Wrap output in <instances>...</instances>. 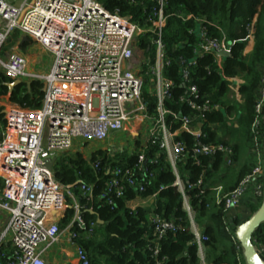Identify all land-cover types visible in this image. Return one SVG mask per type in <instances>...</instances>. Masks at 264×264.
I'll list each match as a JSON object with an SVG mask.
<instances>
[{
    "label": "built area",
    "instance_id": "obj_1",
    "mask_svg": "<svg viewBox=\"0 0 264 264\" xmlns=\"http://www.w3.org/2000/svg\"><path fill=\"white\" fill-rule=\"evenodd\" d=\"M168 1L127 0L129 6L141 11L140 19L135 20L131 15L122 16L119 9L109 12L97 0H0V71L12 82L41 83L44 93L41 107L36 110L9 101L1 107L5 127L0 133V212L6 213L7 221L0 232V248L4 245L11 248L7 264H47L48 253L65 233L75 247V264H88L86 252L76 242L77 230L91 235L94 225L91 223L87 228L74 189L56 182L53 169L48 170L44 163L52 160L56 163L67 153H79L89 159L100 149L89 156L84 153L86 149L108 142L140 117L150 121L151 125L137 160L130 168H117L111 172L101 199L108 198L111 205L113 198L125 196L127 188L140 197L152 179L147 173L144 149L148 144L156 145L158 153L167 157L172 168L173 186L181 194L182 209L188 214L199 264H207L204 244L208 237L195 223L194 210L186 194L196 190L199 200L205 199V171L190 184L181 178L177 166L187 159L201 165L202 158L212 160L218 156L223 159L225 169L235 164L230 145L202 142L206 137L202 130L206 116L219 112L221 106L213 103L209 96L201 95L196 85L190 84V70L196 67L199 59L215 55L221 69L222 57L218 54L230 52L233 42L230 46L220 30L219 38L208 35L203 24H212L204 17L176 15L184 23L194 21L198 25L194 57L178 59L181 80L186 85L179 102L191 111V115L167 110L165 101L173 97V82L163 76V70L171 64L165 53L163 30L167 19L175 15L166 14ZM16 33L37 43L50 55L52 63L48 73L30 71L27 59L21 53L2 57L3 48ZM142 38L155 48L154 61L146 57L150 48L145 51L140 47ZM135 55H141L140 64L135 63ZM145 77L152 87L149 93L157 99L152 115L141 97ZM230 80L235 85L231 90L239 101L237 90L242 81ZM167 116L171 117L169 122ZM174 123L180 126L173 131ZM234 127H237L236 122ZM250 132V155L254 157L251 171L228 193L223 192L221 185L211 190L215 204L222 207L224 223L235 217L232 212L241 208L243 200L257 204L263 198L264 74ZM180 133L193 138L191 148L177 139ZM78 144L82 146L79 148ZM102 151H107L110 157L120 153L119 150L115 153L110 149ZM79 191L85 196L90 189L80 185ZM149 198V201L153 200L154 208L156 195L144 200ZM68 202L74 214L68 225L61 228L60 221ZM131 202H127V207L134 211L138 207H129ZM148 218L152 228L148 249L151 258L157 259L160 241L168 233L177 232L179 225L172 219L154 214L153 210ZM254 247L264 261V243Z\"/></svg>",
    "mask_w": 264,
    "mask_h": 264
},
{
    "label": "trees",
    "instance_id": "obj_2",
    "mask_svg": "<svg viewBox=\"0 0 264 264\" xmlns=\"http://www.w3.org/2000/svg\"><path fill=\"white\" fill-rule=\"evenodd\" d=\"M109 12L119 9L122 16L131 15L139 20L141 11L128 5L127 0H97ZM166 14L172 15L167 19L163 30L166 57L171 60L169 67L163 70V76L173 82L172 99L165 101V107L174 113L191 115L185 105L179 102L186 89L181 80L178 59L189 60L194 56L193 49L197 43L198 25L194 21L182 22L176 15L192 14L204 17L209 23L203 24L208 35L220 37L223 32L231 46L230 56L221 59L219 69L215 55H208L199 59L195 68L190 70V84L196 85L201 95L209 96L213 103L221 106L219 112L206 116L203 124L204 143L227 144L234 150V169L222 178L224 193L233 190L235 186L251 171L254 166V157L250 155L252 136L250 132L254 119V107L258 98L260 81L264 74V0H169ZM193 31L192 34L189 32ZM251 33V35L249 34ZM250 35V36H249ZM249 37V40H248ZM18 34H14L2 50L13 47L17 43ZM250 42L252 47L250 48ZM139 45L145 51L150 48L147 40L142 38ZM27 43H21L22 49ZM242 81L238 87L239 101L230 96L234 84L230 79ZM148 81V80H147ZM12 83L0 71V100L7 98L12 104L32 110L39 109L43 99V85L31 82L14 87L11 92L7 84ZM147 82L142 89V100L147 106L149 114H155L157 99L147 92ZM236 120L237 127L229 125V119ZM170 116L166 117L169 122ZM0 125L5 127L3 114L0 111ZM179 123L172 125V130L179 128ZM217 126L222 132L218 137L213 127ZM186 143L187 148L194 144L193 138L180 133L177 137ZM135 151L127 154L124 151L108 156L107 151H96L89 159L76 153L62 155L53 166V177L60 185L73 188L78 198L80 215L87 228L94 225L92 234L77 230V245L82 248L88 258V264H199L197 246L193 243L190 233L188 214L182 209V197L173 186L175 177L167 157L158 153L156 145L148 144L144 149L148 174L152 175L146 191L140 194L141 198L156 195L153 213L163 219H172L179 230L168 233L159 244L157 259L151 258L148 247L151 245L152 228L149 224L150 210L136 208L131 211L127 202L133 201L137 193L127 188L125 196L113 198L108 204L107 199H101L106 193L111 172L115 169L132 167L138 157V143ZM141 149V148H140ZM152 161V163H151ZM187 173L185 183L196 182L205 171L207 194L205 199L199 200L197 191H187L191 208L194 210V221L208 237L204 244V255L207 264H245L243 250L235 237L238 226L249 220L259 209L257 204L247 202V215L242 219L235 216L224 223L222 207L217 206L214 194L207 181L220 172L224 161L218 156L214 159L202 158L201 165H196L192 159L180 163ZM229 169V168H228ZM224 170L225 172L228 170ZM223 171V172H224ZM222 173V172H221ZM80 185L90 189L82 196ZM187 189V184H185ZM2 182L0 179V188ZM210 188V189H209ZM73 209L67 203L64 218L60 227L65 228L73 217ZM252 243L256 246L264 243V223L253 233ZM11 248H0V264H7L11 255Z\"/></svg>",
    "mask_w": 264,
    "mask_h": 264
},
{
    "label": "rangeland",
    "instance_id": "obj_3",
    "mask_svg": "<svg viewBox=\"0 0 264 264\" xmlns=\"http://www.w3.org/2000/svg\"><path fill=\"white\" fill-rule=\"evenodd\" d=\"M26 38L25 36H19L18 35V41L16 44H14L13 47L8 48L7 50L4 51V54L9 56L12 53H21L24 57H26L27 59V64H28V69L31 71L33 70L35 73H39V74H46L49 72L52 60L50 55L43 49L41 48L37 43L31 41L30 39L26 38L27 41L24 43H27V48L26 49H22L20 47L21 43H23V39ZM138 52L141 54L140 50L138 49ZM3 57V56H2ZM146 57H149L151 61H154L155 59V48L154 47H150L149 52L146 54ZM142 61L141 59V55H135V63L140 64ZM145 70L147 71L148 69L145 68ZM143 75L145 76V74L143 73ZM148 77H145V81L148 83ZM152 91V87L151 84H147V92H151ZM151 94V93H149ZM230 96L236 100L235 97V92L232 90V92L230 93ZM142 120V122H141ZM151 125L150 121L145 120L143 117H140L136 120H134L133 122L129 123V125H127V128L124 132H121L119 134H117L116 136L112 137L108 142L103 143V144H97L94 145L93 147L91 146L90 148L86 149L84 151L85 155L89 156L91 155V153L96 150V149H110L111 152L115 153L118 150L120 152L124 151L127 154H131L135 151L136 147H137V143L139 144L138 147V151L140 150V148L143 145V142L145 140V138L147 137V131L149 126ZM79 148L80 144L77 145ZM121 149V150H120ZM177 169L179 171V174L181 176V178L184 180L187 178V173L183 170V167L181 164H179L177 166ZM234 169V165L229 168L227 170V173H229L231 170ZM146 200H150L146 199ZM262 203V201H261ZM260 203V205H261ZM260 207V206H259ZM232 213H234L235 215L237 214V212L233 211ZM246 212L241 211L239 213V215H245ZM3 219L0 220V231L3 227ZM54 249V246L51 248V250ZM52 252V251H51ZM62 256L59 259V264H65V262L67 263H72L73 258H68L67 255H65L63 252H61ZM67 260V261H66ZM51 264L52 261L50 260ZM246 264V262H245Z\"/></svg>",
    "mask_w": 264,
    "mask_h": 264
},
{
    "label": "crops",
    "instance_id": "obj_4",
    "mask_svg": "<svg viewBox=\"0 0 264 264\" xmlns=\"http://www.w3.org/2000/svg\"><path fill=\"white\" fill-rule=\"evenodd\" d=\"M250 44V48L252 47V42L249 43ZM8 101L7 98H3L0 100V111H2V114H3V109L1 108L2 105H4L6 102ZM3 121H4V118H3ZM235 122L236 120H234L233 118H230L229 119V125H231L232 127L235 125ZM3 128L2 126L0 125V133L2 132ZM213 131L216 132L217 136L218 137H222V132L218 129L217 126H214L213 127ZM220 172H218L216 175H214L212 178H210L208 181H207V184L210 186V185H213L214 187L216 186H219L222 185V178L224 176H226V174H230L233 170H231L229 173H227V171L225 172L224 170H226L224 167H221L220 168ZM224 171V172H223ZM222 172V173H221ZM210 189V188H209ZM213 189V188H212ZM210 189V190H212ZM223 191H224V188H223ZM231 191V190H230ZM228 191V192H230ZM226 192V193H228ZM247 200H243L241 202V208L235 212H237V214L235 215L233 213L234 216H239L240 218H244L246 215H239V213L241 211H244L246 212V206H247ZM152 201H148V200H144V198L142 199L141 197H136L135 200H133L130 204H129V207H141V208H144V209H148L150 210V215L152 214V210H153V205H152ZM3 219V226L5 225L6 221H7V215L6 213H3V212H0V220ZM3 228V227H2ZM2 230V229H1ZM1 232V231H0ZM7 247V245H4L2 246L1 248H5ZM9 247V246H8ZM74 250H75V247L72 246L69 241H68V233H65L62 238L60 239V241L54 246V249L51 250L49 253H48V256H47V264H51L50 260L52 261V263L54 264H59V259L61 258L62 254L61 252H63L65 255L68 256V258H73V261L72 263H67L65 262V264H75V257H74ZM10 252V251H9ZM67 261V260H66Z\"/></svg>",
    "mask_w": 264,
    "mask_h": 264
},
{
    "label": "water",
    "instance_id": "obj_5",
    "mask_svg": "<svg viewBox=\"0 0 264 264\" xmlns=\"http://www.w3.org/2000/svg\"><path fill=\"white\" fill-rule=\"evenodd\" d=\"M26 41L27 39L24 38L23 42ZM231 44L232 43L230 42L229 45L231 46ZM218 56L222 57V59H225L230 56V52H221L220 54H218ZM20 84H22V82L18 80L7 84V87L9 88V92H11L14 87ZM54 164H55V160H52L51 162H45L44 167H46L48 170H52ZM263 223H264V189H263L262 203L259 209L257 210V212L249 220L238 226L235 232V237L243 250V256L246 264H264V261L260 259L252 243L253 233Z\"/></svg>",
    "mask_w": 264,
    "mask_h": 264
}]
</instances>
